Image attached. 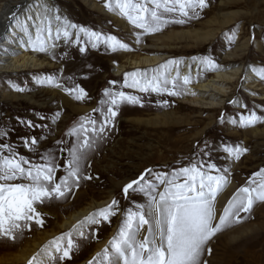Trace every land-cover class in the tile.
Wrapping results in <instances>:
<instances>
[{"label":"rangeland","instance_id":"374dc122","mask_svg":"<svg viewBox=\"0 0 264 264\" xmlns=\"http://www.w3.org/2000/svg\"><path fill=\"white\" fill-rule=\"evenodd\" d=\"M47 1L84 33L65 35L67 47L53 55L56 70L42 74V82L28 72L15 77L13 90L33 93L36 102L0 98V186L10 190L0 195V259L22 249L32 253L26 262L0 264H34L41 257L42 264H180L181 253L196 249L202 260L264 264V210L259 208L264 198L256 196L264 189V99L249 98L244 73L233 97L246 99V110L228 103L198 115V108L183 102L188 96L182 79L166 80L161 67L157 71L165 81L141 92L126 86V73L134 67L114 72L131 58L167 55L166 60L200 57L215 68L222 64L224 71L231 64L252 67L264 76V0ZM181 29L201 35H167ZM212 29L215 36L205 41ZM83 44L89 50L93 45L98 56L86 71L92 76L87 100L67 93L66 107L57 99L65 92L59 75L62 64L91 63L94 55L69 51ZM196 73L193 79L199 81L213 76L208 68ZM256 83L254 89L264 95V78ZM110 114V135L101 142L87 126L107 122ZM208 114L213 120L206 125ZM109 197L98 209L104 218L80 234H72L74 227L59 228L71 213ZM243 228L251 230L241 233ZM233 235L235 240L229 238Z\"/></svg>","mask_w":264,"mask_h":264},{"label":"bare ground","instance_id":"6f19581e","mask_svg":"<svg viewBox=\"0 0 264 264\" xmlns=\"http://www.w3.org/2000/svg\"><path fill=\"white\" fill-rule=\"evenodd\" d=\"M231 18L232 17L230 16V19ZM225 23L226 21L222 24ZM209 31L210 32L206 35L205 41H209V39L213 38L216 34L215 29ZM69 33H72L73 36H77L75 34H83L84 31H77L74 24H72L68 20H65L62 17H59L55 12L54 8L52 7L51 3L47 0H0V37H3L2 39H0V80H7V85H3V83H0V98H2V101L10 100L11 102L27 98L28 101L36 102V95H34L33 93L20 94L19 92L13 90L12 84L14 82L15 85L17 84V80L15 79V77L18 76L20 72H28L30 74V77L33 78L36 82H42V74L47 72L49 75H51L54 70H56V63L53 62L54 52L59 49L64 50V46H66L64 42H67V38L65 37V35ZM167 35L169 37H190L195 35H201V33L198 32L197 29H181L178 31L172 30ZM62 44L63 46L61 48H58V46H61ZM74 46L70 48V52L75 51L76 54L79 52L84 53L86 55H94V59L90 60L91 63L89 61L86 63L87 59H85L84 64L82 65L66 66L62 64V70L60 69L62 73L59 75L60 78L58 84L66 93H58L59 96L57 95V99L62 101V103L66 107L70 106V103L68 102L69 98L67 96V93H72V95L74 97H77L78 100H87V92L91 84L89 78L92 76H89L90 72L87 73L86 71L90 70V67H93V64L95 63L98 57L97 54L92 51L94 48L93 45H91L90 50L86 47L85 44H83V46L81 47H79L78 45H76V47ZM126 49L128 48L124 49L123 47V54L127 53ZM228 56L230 55L228 54ZM166 57L168 56L152 55L151 57L142 56L140 59L137 58L138 60H136V58L135 60H131V58L130 60L125 61L127 64L122 63L117 66H114V72L115 75H119L125 72L126 68L134 67V69H130L131 71H128L126 73L129 76V81L126 82V86L134 92H141L148 87H151L153 89L157 87L160 83H163L165 81L162 72L157 71L158 68L161 67L163 73H166V80L171 81L176 77L182 79L181 81L184 82L185 92L188 96L185 98L184 96L182 97V99L184 98L183 102H188L191 106L198 108V115H201L202 109H220L226 106L228 103L234 105L237 110H246V99L242 98L240 100L239 97H233L234 87L236 85L237 79L242 73H244L243 88H245L248 92L247 95L249 96V98L255 100L264 99V95L258 94L257 91L261 88L254 89V87L258 84L256 82L261 78H264V76L259 71H253L252 67H247L244 69L243 66H240L238 64H231L228 65L224 71V68L221 67L222 64H219L220 66L215 68V65L213 64L214 62L212 63L210 60L207 59L203 60V58L200 59V57L194 59L181 58L179 60H166ZM159 62H162L160 64L161 66L157 65ZM205 68L212 70L213 76L209 77L208 79L204 78V80L206 79L205 81H199L198 78V81L194 80L193 78L197 76L196 72H202ZM149 70H152V72H154L151 75H148L147 71ZM51 82L52 79L50 77H47L46 85H49ZM51 96L53 95L51 94ZM110 99L113 100L115 103L120 102L118 101L119 99H117L116 101L115 98ZM42 104L45 103L42 102ZM122 111L133 112L131 109H123ZM211 115L212 114L207 115L210 120L206 123V125H209L212 122L213 119ZM113 118L114 114H110L107 118V122L103 120H95L96 122L94 121V123L87 126V128L93 130L94 134L97 135V137L101 136V142H104L108 139L110 135L111 128L107 126L111 121H113ZM227 127H229V129L231 128L230 122L228 123ZM104 130H106L107 132L109 131L108 136L107 134H104ZM202 130L203 129L199 130L200 133L202 132ZM85 147V149L94 148L95 145ZM232 187V183H230L227 186V189H231ZM220 191H222V189ZM8 193H10V190L4 189V187L1 189L0 186V195H6ZM224 194L222 195L221 193L218 195V204L216 205L214 211L216 216L213 214L215 216V219H217L218 216L222 213L224 204ZM256 196L264 198V189H259V192ZM110 197L105 201L94 202L93 204H90L85 208L78 209L75 212L71 213L70 215L65 217L63 221H61L59 228L67 229L74 227L72 229V234H80L82 232V227H84L80 226V223H83V221L94 212V209L96 210L106 206L110 202ZM228 208L229 210H233L234 205L230 204ZM259 208L264 210V203L261 204ZM253 213L254 212H252V214ZM104 216L105 211H100L96 216L91 217L88 220L89 222L87 224L97 223L100 219L104 218ZM263 227L264 223L262 224V228ZM249 230L251 229L243 228L240 232L245 233ZM237 236L238 235H233L229 238L231 240H235L234 238H236ZM36 244L37 242H35L33 246L34 248L37 247ZM59 245H61V242L58 244L55 243L54 245H51L47 248L48 252H55L59 248ZM204 250H206V246ZM33 251L34 249H32V252ZM197 251L198 249L192 252L181 253L182 255L180 254L179 257V259L181 258L179 260L181 261L180 264H221V262L217 261L215 257L209 258V260L206 258L202 260L200 256L201 252ZM31 255V252H25V250L22 249L21 251L12 254L8 260H6L5 258H3L4 260L0 259V262L10 260L12 262H26ZM43 259L44 257H41L40 259H38L37 262L35 261L34 264H42L44 261ZM114 263L121 264L118 260H116V262Z\"/></svg>","mask_w":264,"mask_h":264},{"label":"water","instance_id":"95a60500","mask_svg":"<svg viewBox=\"0 0 264 264\" xmlns=\"http://www.w3.org/2000/svg\"><path fill=\"white\" fill-rule=\"evenodd\" d=\"M98 213H99V212H98V209L95 210L94 213H92L90 216H88V217L83 221V223H80V226H85V224H87V223L89 222L88 220H89L91 217L96 216ZM49 247H50V245H49Z\"/></svg>","mask_w":264,"mask_h":264}]
</instances>
